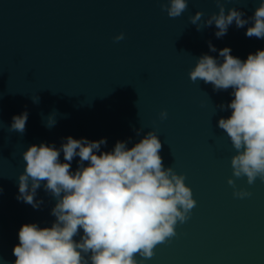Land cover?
Returning <instances> with one entry per match:
<instances>
[{
    "label": "water",
    "instance_id": "95a60500",
    "mask_svg": "<svg viewBox=\"0 0 264 264\" xmlns=\"http://www.w3.org/2000/svg\"><path fill=\"white\" fill-rule=\"evenodd\" d=\"M166 2L0 0V264H14L22 225L45 227L55 219L56 201L43 187L39 209L17 200L29 146L59 147L72 136L106 138L102 150H111L118 140L135 142L150 130L160 136L165 166L186 176L197 204L145 264H264V181L249 185L246 176H233L236 150L218 127L219 118L230 115L218 107L230 102V90L215 92L189 77L202 54L219 55L209 42L246 59L264 49V39L246 36L247 25H231L222 38L214 24L198 31L190 18L201 11L206 21L218 13L216 0H189L175 18L162 9ZM222 2L247 17L260 0ZM121 32L125 38L116 41ZM26 110L25 132L10 130L12 117ZM53 112L57 123L49 128ZM229 178L251 195L234 196Z\"/></svg>",
    "mask_w": 264,
    "mask_h": 264
},
{
    "label": "clouds",
    "instance_id": "9594fccd",
    "mask_svg": "<svg viewBox=\"0 0 264 264\" xmlns=\"http://www.w3.org/2000/svg\"><path fill=\"white\" fill-rule=\"evenodd\" d=\"M188 2L167 0L162 9L170 17H179ZM216 3L219 12L206 21L201 11L190 18L198 31L214 24L215 36L222 38L231 25H247L246 36L264 39V0L247 17L239 8L226 10L222 0ZM124 38L121 32L114 39ZM209 49L219 55L202 54L189 77L211 84L215 92L230 90V102L218 106L230 115L220 117L218 127L236 150L231 159L233 176H246L249 185L258 177L264 181V49L249 53L246 59L234 56L231 47L218 50L209 42ZM159 117L167 119V109ZM28 118L27 110L14 115L10 130L23 134ZM56 123L53 112L46 126ZM142 132L143 128L138 129L136 135ZM106 144V138L68 136L59 147L44 142L23 152L25 166L18 177L17 200L39 209L43 200L36 197L43 187L56 201L51 209L55 219L45 227L22 225L13 248L14 264H145L159 243L176 235L178 222L189 219L197 204L193 190L184 174L165 166L162 141L155 130L138 141L118 140L111 150H102ZM228 183L234 196L251 195L246 189H236L234 179Z\"/></svg>",
    "mask_w": 264,
    "mask_h": 264
}]
</instances>
